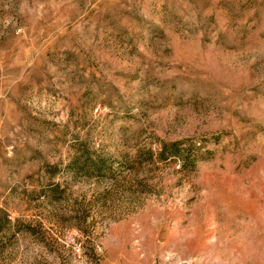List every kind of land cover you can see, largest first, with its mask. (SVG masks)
<instances>
[{
	"label": "rangeland",
	"instance_id": "rangeland-1",
	"mask_svg": "<svg viewBox=\"0 0 264 264\" xmlns=\"http://www.w3.org/2000/svg\"><path fill=\"white\" fill-rule=\"evenodd\" d=\"M0 264H264V0H0Z\"/></svg>",
	"mask_w": 264,
	"mask_h": 264
}]
</instances>
